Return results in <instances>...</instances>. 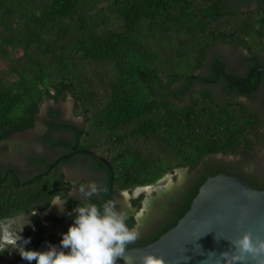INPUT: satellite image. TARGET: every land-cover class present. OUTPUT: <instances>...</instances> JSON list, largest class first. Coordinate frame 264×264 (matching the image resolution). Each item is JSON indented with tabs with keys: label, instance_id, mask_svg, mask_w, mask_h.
Wrapping results in <instances>:
<instances>
[{
	"label": "trees",
	"instance_id": "1",
	"mask_svg": "<svg viewBox=\"0 0 264 264\" xmlns=\"http://www.w3.org/2000/svg\"><path fill=\"white\" fill-rule=\"evenodd\" d=\"M249 1L0 0V62L5 67L0 70V141L34 129L39 106L48 99L69 94L81 117L75 123L58 118V109L46 110L37 141L56 153L27 155L36 172L22 178L13 165L0 162V225L30 213L21 251L36 250L43 240L59 244L60 231L44 233L43 228L71 224L79 203L105 205L111 170L97 156L112 165L110 205L115 209L122 190L131 194L177 168L191 171L203 163L156 207L158 194L153 195L140 220L146 231L126 248L146 245L171 228L208 176L233 174L264 188V168L251 173L244 166L256 141L264 150L258 113L238 99H250L258 81L264 86V74L261 80L256 77L263 64L258 53L264 51V0L255 10L230 9ZM217 40L247 50L245 73L228 67L219 52L206 60ZM203 66L206 72L200 73ZM216 83L228 98L224 103L206 88ZM196 84L201 87L195 89ZM186 95L188 103L176 106L174 101ZM226 152H238L240 159L224 163L213 156ZM77 158L98 172L91 197L83 178L74 184L65 177L63 165ZM56 196L66 199L63 211L44 215L43 225L41 211ZM142 199L143 193L129 199V227L136 226L134 210Z\"/></svg>",
	"mask_w": 264,
	"mask_h": 264
},
{
	"label": "water",
	"instance_id": "2",
	"mask_svg": "<svg viewBox=\"0 0 264 264\" xmlns=\"http://www.w3.org/2000/svg\"><path fill=\"white\" fill-rule=\"evenodd\" d=\"M262 72L264 67L260 66L256 71L258 80ZM257 131L262 139L264 122L257 126ZM73 151L93 154L87 149ZM253 152L244 166L260 171L264 168L262 142H255ZM213 156L224 163L240 159L238 152ZM97 157L111 170L105 203L110 205L112 165L102 156ZM244 233H249L253 242L264 239V188H257L233 174L217 173L204 180L186 212L171 228L146 245L126 248L124 259L117 257V264H142V257L148 253L162 257L165 264H264V253H241L232 244ZM233 256H242V259L233 260Z\"/></svg>",
	"mask_w": 264,
	"mask_h": 264
},
{
	"label": "rangeland",
	"instance_id": "3",
	"mask_svg": "<svg viewBox=\"0 0 264 264\" xmlns=\"http://www.w3.org/2000/svg\"><path fill=\"white\" fill-rule=\"evenodd\" d=\"M227 2H235L239 0H225ZM258 7H261V4L259 0H250L248 4L242 5V7H230V9L234 10H245V9H251L255 10ZM213 52H219L224 60L228 63V66L237 71H242V68L237 65V59L239 56H242L244 52L247 54V50L240 47L239 45H232L230 43H222L220 41H216L213 45H211L207 51H206V60H208ZM262 60H264V52L262 53ZM232 61L234 63H232ZM4 67V64L0 62V70H2ZM200 73L206 72V66H203L200 70ZM201 86L199 84H196L194 86L195 89L200 88ZM210 90L212 96L217 99L220 103L226 102L228 98H226L225 95H223L221 92V84L216 83L212 85H208L206 87ZM263 94H264V87H262L260 90H258L251 99L246 98H238L239 101H241L244 105H246L251 110H254L258 113V119L259 123L258 125L262 124L264 122V101H263ZM189 101V96L186 95L179 101H174L176 106H182L187 104ZM55 108L60 111V116L63 119L71 120L75 123H79L81 121V117L76 115L73 111V100L72 97L67 94L64 98H60L57 101L48 99L43 101L39 106V112L37 116V126L33 129H27L22 132H16L6 139L0 141V162L7 163L13 165L17 171H19L20 176L23 178L24 176H27L28 174L36 172L38 169L34 165H31L26 160L27 155L37 154L40 155H46L47 157H52L55 155L56 150L49 149L45 144H41L39 141H37V136L42 131V118L46 114V110L49 108ZM54 135L59 137H68V132H55ZM22 140H29L30 146L26 149L25 152L21 153L18 158L12 159L7 154L11 152L9 145L18 142L22 143ZM30 149V150H29ZM75 164L89 169L86 170L87 174L85 177L88 178V180L85 182V186L88 185L89 182H93L92 177L98 176V172L95 170H92L87 163L82 161L80 158H77L74 162ZM202 164V163H201ZM199 164L198 167L201 165ZM73 167V165L70 164H64L63 169L65 173L66 179L70 180V176L68 175V172L70 168ZM197 167V169H198ZM72 169V168H71ZM197 169H190L188 167L183 168H177L173 170V172L166 174L162 179H160L158 182H156L153 185L145 186V187H137L135 188L132 193H129V190H122L120 195L118 196V201H121L123 203V206L127 207L126 211H130L129 208V199L130 197H135L139 195L140 193H143V199L142 204L136 211L134 210V216L137 219L136 225H140L139 228V235L145 232L146 230H143L141 218L144 217V215L147 212L148 204L151 202L153 195L158 194L156 196H160L159 194L164 193H170L173 190H176L180 187H183L188 180L190 176L194 174V172ZM84 175L83 171L80 173H76L73 178L72 182L74 184H77V181L82 178ZM160 188V189H159ZM75 187L72 188L71 192H75ZM60 212L59 208L55 205H52L50 202L49 207L45 210L41 211V217L40 222L44 225L45 217L44 215L49 213H58ZM140 218V219H139ZM31 226L30 222V213H22L16 217H12L9 219H5L1 222L0 229H1V236H0V264H28V262L21 258L20 252L22 250V244L24 242L23 238V232ZM56 227H44L43 232H57L59 230V225H55ZM56 230V231H55ZM51 244L49 241L43 240L40 242L36 250H45L47 246ZM59 244H57L58 246ZM31 264H35V261H32Z\"/></svg>",
	"mask_w": 264,
	"mask_h": 264
},
{
	"label": "clouds",
	"instance_id": "4",
	"mask_svg": "<svg viewBox=\"0 0 264 264\" xmlns=\"http://www.w3.org/2000/svg\"><path fill=\"white\" fill-rule=\"evenodd\" d=\"M86 195L97 192L95 182H89ZM81 192L85 187L81 186ZM52 205L63 211L66 199L56 196ZM75 216L66 232L62 233L59 245L49 244L45 250L25 248L19 251L28 264H117V257H123L126 246L139 235L140 225L129 227L127 216L115 210L114 206H98L93 202L79 203L74 209ZM28 241H25L27 244ZM232 244L241 253H264V239L253 242L249 233H244ZM240 260L242 256H233ZM142 264H165L162 257L148 253L142 257Z\"/></svg>",
	"mask_w": 264,
	"mask_h": 264
},
{
	"label": "flooded vegetation",
	"instance_id": "5",
	"mask_svg": "<svg viewBox=\"0 0 264 264\" xmlns=\"http://www.w3.org/2000/svg\"><path fill=\"white\" fill-rule=\"evenodd\" d=\"M259 56V59L260 60H262V58H260V55H258ZM263 64H262V66L264 67V60H262L261 61ZM238 64L240 65V66H242V71H240V73L242 74V73H245L246 72V70L248 69L247 67H245V65H244V63L242 62V61H239L238 62ZM237 64V65H238ZM262 74H264V72H262L261 74H260V80H261V75ZM257 77V76H256ZM262 87H264L263 86V83H261V81L259 82L258 81V83H257V85H256V88H258V90L260 89V88H262ZM252 98V97H251ZM250 98V99H251ZM247 99V98H246ZM249 99V98H248ZM58 118H61V116H60V112H59V114H58V116H57ZM61 119H63V118H61ZM63 120H65V121H71V120H66V119H63ZM73 122V121H72ZM37 126V125H36ZM35 126V127H36ZM22 143H18V142H14V143H12V144H10L9 145V147H10V150H11V152H9L7 155L8 156H10L12 159H16V158H18L19 157V155H21V153H23V152H25L26 150H28V149H26V148H28L29 146H30V141L29 140H22L21 141ZM30 150V149H29ZM60 151V150H59ZM40 155L42 156L43 154H41L40 153ZM3 165L4 164H7V163H3V162H1ZM70 165H73V167H71L70 168V170H69V172H68V175L70 176V179H72L73 178V176L78 172H82L83 171V173H84V175L82 176V178L85 180V182L88 180V178L87 177H85L86 176V174H87V171L85 170L86 168H84L83 169V167H81V166H79V165H77V164H70ZM248 171H250L251 173H254L255 171H254V169H248ZM177 190V189H176ZM176 190H173V191H171L170 193H168L169 195H164L165 193H163L162 195H160V196H157V198H156V200H155V202H154V206L156 207V206H158V203H160V202H164L166 199H167V197L168 196H171L172 194H174L175 192H176ZM115 203L117 204V208L115 209L116 211H118V212H122V213H124V214H128V212H126V210H127V207H125V206H123V203L121 202V201H118V199H115ZM129 208H132V206H131V203L129 202ZM156 212V214H157V212H158V208H157V210L155 211ZM155 212H153L152 214H150V216H149V218H150V220L151 219H153L155 216H156V214H154ZM154 214V215H153ZM152 221V220H151ZM57 225H59L58 227H59V231H60V234H61V237H62V233H64V232H66L67 231V229H68V227H69V223H61L60 224V222L57 224ZM146 225V224H145ZM56 227L54 224H50L48 227ZM57 228V227H56ZM61 239V238H60ZM42 242V241H41Z\"/></svg>",
	"mask_w": 264,
	"mask_h": 264
},
{
	"label": "crops",
	"instance_id": "6",
	"mask_svg": "<svg viewBox=\"0 0 264 264\" xmlns=\"http://www.w3.org/2000/svg\"><path fill=\"white\" fill-rule=\"evenodd\" d=\"M217 41H219V40H217ZM221 42V41H220ZM236 46V45H235ZM264 51H262V52H259L258 53V55H260V58H262V53H263ZM222 56V55H221ZM247 56V54L244 52V54H242V56H239L238 57V59H237V63L236 64H238V62L239 61H242L243 63H244V65H245V67H247V68H249V65H248V62H247V60L245 59V57ZM222 58H223V56H222ZM223 60H224V58H223ZM232 63H234L233 61H232ZM239 65V64H238ZM240 66V65H239ZM262 66V65H261ZM229 67V66H228ZM241 68H242V66H240Z\"/></svg>",
	"mask_w": 264,
	"mask_h": 264
}]
</instances>
